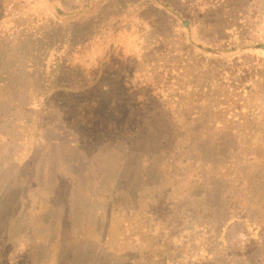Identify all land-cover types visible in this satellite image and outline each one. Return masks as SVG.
Returning <instances> with one entry per match:
<instances>
[{"label": "rangeland", "instance_id": "obj_1", "mask_svg": "<svg viewBox=\"0 0 264 264\" xmlns=\"http://www.w3.org/2000/svg\"><path fill=\"white\" fill-rule=\"evenodd\" d=\"M26 1L24 4L30 3L27 11L32 20L36 19L38 25H42V36L49 40L52 37L58 41H65L73 35L80 37L83 31H73V28L87 22V30L94 32L95 36L70 55L71 69L85 76L86 91L96 90L104 77L116 76L120 89L133 100L134 111L139 110L148 93L155 98L153 104L172 101L170 98L179 88H185L183 83L190 82L193 72L197 71L199 63L196 60L178 54L183 52L181 49L186 43V31L177 21L181 22L184 11L199 20L202 17L216 19L218 25L231 26V40L246 35L264 43V0H238L242 13L238 15L237 11L234 19L222 17L228 13L230 0ZM61 20L81 23L63 22L65 24L55 30L52 22ZM192 31L197 29L193 27ZM199 31H203L205 42L209 43L213 37L224 35L217 26L214 29L199 28ZM20 35L16 41L17 48L8 44L4 47L5 65L14 63L17 53L21 58L29 53L28 37ZM192 39L195 40L194 35ZM220 51L226 59L238 58L229 49ZM165 52L169 56L165 57ZM56 55L58 52L53 53L48 63L51 64ZM240 55H245L250 63L256 58L264 59V52L237 54ZM146 57H152V60L144 61ZM155 61V72L146 73V64ZM168 61H173L174 67L180 68V73L172 83L163 84L161 72L157 71L159 67L164 69ZM134 65H138L137 68ZM64 77L57 69L56 79ZM204 81L206 79L199 78L201 91L197 94L209 103H224L232 99V91L223 83L218 84L219 79L212 83L209 91L202 90L206 84ZM156 86L159 88L154 89ZM260 97H264L262 83L248 93L244 104L247 112L241 115V120L225 121L215 134L205 133L199 142L191 138L193 134H185L182 130V117L176 112L183 106L179 109L172 107L171 112L180 123L175 129L178 132L181 129L182 138L171 145L175 144L173 147L177 151L182 147L199 149L200 153L205 151L203 156H198L197 165L190 163L192 167H185L179 159L172 162L167 161L168 158L162 160L159 147L142 145L149 144L146 136L143 137L145 141L136 147V157L123 161L114 154L107 166L101 164L102 177L94 173H100L99 163L94 164L89 174H79L76 179L62 173L58 185H70L64 189L57 187L53 178L49 181L43 176V164L47 162L43 159L45 149L31 141L24 143L22 148L28 158H21L20 164L6 168L5 162L17 160L11 157L16 151V157L19 156L21 145L13 138L9 142L3 140L0 135V258L19 248L28 264H185L189 261L182 255L196 257L195 250L203 240L199 234L196 238L190 237V231L196 229L195 223H202L200 217L207 215L210 209L224 212L230 204L231 208L240 209L236 211H240L244 218L240 222L229 223L223 239L241 251L249 247L244 260L230 264H264V139L255 132L264 130V104H256ZM185 103H190V100L185 99L182 104ZM143 109L141 113L144 114L148 108L143 106ZM77 113L88 129L104 134L114 132L121 121V117L109 112L107 105L98 98L80 104ZM219 114L216 121L223 122L226 118ZM161 124L168 126L162 120L159 126ZM169 130L165 131L166 140L161 147L170 144ZM233 130L245 132L236 136ZM225 147L228 152L224 151L223 157L229 156V164L220 170L223 158L215 155L220 166L216 169L210 166L217 174H222L216 179V189L200 191L193 188L200 163L214 160L213 154L217 149L220 148L219 155ZM142 151L150 153V156L142 157ZM98 158L101 162L104 157ZM154 162L160 166H153ZM122 163H127L128 173H121ZM44 173L46 175L47 171ZM21 176L23 178L20 179ZM125 183L127 190L121 192V198H116L114 188L123 187ZM226 190L231 198L227 199L228 204H223L220 192L225 193ZM191 216L193 218H189ZM206 235L210 238L214 234ZM161 239H165L167 245L160 244ZM221 259L222 256L218 255L215 264H223Z\"/></svg>", "mask_w": 264, "mask_h": 264}, {"label": "trees", "instance_id": "obj_2", "mask_svg": "<svg viewBox=\"0 0 264 264\" xmlns=\"http://www.w3.org/2000/svg\"><path fill=\"white\" fill-rule=\"evenodd\" d=\"M24 2L27 1L0 0V135L3 140L9 142L13 138L17 144L21 145V150L17 153L19 156L16 157V151L11 157L16 158L18 161L12 159L10 163L5 162L4 166L6 168L15 166L16 163L20 164L19 159L28 158V155L25 157V150L22 148H24V143L31 141L37 144L38 147L45 149L43 159H46L47 162L42 163L43 176H46L49 181L53 178L56 181V186L61 187V189L70 188L69 184L67 186L58 185L62 173L73 175L76 179L79 174H89V170L94 164L99 163L100 173L96 171L94 173L97 177H102L104 173L102 166L108 165L111 156L117 154L123 161L136 157V147L142 141H145L143 137L146 136L149 137L147 140H150V145L148 142L142 145L148 148L152 145L159 147L158 149L163 156L162 160L168 158L167 161L172 162L179 159V162L184 164L185 167H192L190 163L197 165L198 156H203L205 151L200 153L199 149L196 151L189 147H182L177 151L173 147L179 139L181 140L180 133L182 131L180 129L178 132L175 129L180 123L177 121L175 114L171 112L172 107L174 106L176 109L183 106L181 110H178V108L176 112L182 117L184 124H182V130L185 134H193L191 138L199 142V140L204 139L205 133L215 134L218 127L225 124V121L228 122L230 119L234 121L241 120V115L247 112V107L244 104L248 93L253 92L254 87L259 83L264 84V71L262 69L264 59L261 57V59L256 58L255 62L250 63L245 55H243L244 57L242 55L237 56V54L248 52H264V43L248 38L246 35L231 40L230 30L233 29H230L231 26L218 25L216 19H203L202 17L199 20L184 11L181 13L183 15L181 22L178 19L177 21L186 31V43L181 49L183 52L180 51L178 54H185L187 58L196 60L199 63L197 71L193 72L194 75L190 78V82L183 83L185 88H179L178 92L170 98L173 102L169 101L164 104L162 101H157V105L153 104L152 101L155 98L152 97L151 93H148L144 96L145 101L141 103L139 110L134 111L133 100L120 89L116 76L104 77L96 90L86 91L85 76L82 72L71 69L70 55L84 42L95 36L94 32L87 30V22L73 28V31H83L80 37L73 35L65 41H58L55 37H52L49 40L47 37L42 36L40 31L42 25L39 24V27L37 20H32L31 14L28 13L27 8L30 3L24 4ZM230 2L228 13L225 12L222 15L223 19H234L237 11L238 15L242 13L241 10L239 11V5L241 4L238 3V0H230ZM63 22L81 23L77 20H61L60 22H52L53 28L59 30L65 24ZM216 26L223 31V37H213L210 43L205 42L206 35L203 31L200 33L199 28L200 30L203 27L214 29ZM193 27L197 31L193 32ZM20 34L26 35V38L28 37L29 53L23 58L17 53L16 61L10 66L5 65L3 59L6 58L7 60V56L4 57L2 53L5 50L4 47H7V44L16 47V41L21 36ZM193 35L195 40L192 39ZM10 39H12V42ZM221 49L233 51L234 56L238 58L226 59L225 55H221ZM57 52V57L51 64L48 63V60L53 57V53L57 54ZM167 56L169 54L165 52V57ZM148 59L151 61L152 57H146L144 61ZM172 63L174 62L168 61L164 69L157 67V72H161L163 84L172 83L180 73V68L174 67ZM255 63L257 64L255 65ZM137 66L134 65L136 68ZM57 69L60 72L62 71L63 76H65L63 79H56ZM155 69L156 61L150 62V64L147 63L144 70H146V73H151L155 72ZM200 77L206 79L203 91H205L204 89L209 91L213 86L212 83L219 79L218 84L223 83L226 88L232 91L231 97L233 100L230 99L224 101V103H209L207 99L197 94V91L200 90L198 85ZM179 82L182 84L181 81ZM190 83L193 84L190 85ZM156 88L159 87L156 86L154 89ZM92 98L102 100L107 105L109 112L121 117V121L114 132L104 134L92 131L82 123L77 108L80 104ZM185 99H189L190 103L182 104ZM262 100H264V97L257 98L256 104H259V106L264 104ZM143 106L148 108L144 114L141 113L144 111ZM217 113H220L219 115L226 119L223 122L216 121ZM142 115H144L142 119H138ZM143 119L145 120L143 121ZM161 120L167 123L168 126L162 124L159 126ZM167 129H170L169 132H171L168 137L170 144L161 147L166 140L165 131L167 132ZM244 132L233 130L236 136L242 135ZM255 132L264 139V130ZM183 137L185 138V136ZM221 140L225 141L224 139ZM173 143L175 144L171 145ZM218 149L216 154H213L214 160L207 159L200 163L201 168L200 165L198 168L200 172L193 181V188H199L200 191H214L216 189V179L221 178L222 174H217L216 170L213 171L210 168L211 166L216 169L220 166L217 165L219 160L215 159V155L223 158L220 170L223 166L225 168L229 164V156L228 158L223 157V152H228L227 147L219 154L220 156L218 155L220 148ZM140 155L145 157L150 156V153L142 151ZM98 156L104 157L103 161L99 162ZM101 164L103 165L101 166ZM157 165L158 162L153 163V166ZM120 169L121 173L130 171L127 169V163H122ZM46 171L45 175L44 172ZM21 178L23 177L21 176ZM47 180L44 181L48 183ZM129 181L131 182V177H129ZM126 187H128L127 183L123 187L121 185L120 188H114L115 197L121 198V192H125ZM226 192L227 190L225 193L220 192V195H223L224 198L223 204H228L227 199L231 198ZM219 198L220 196L217 199ZM218 203H221V201ZM228 206L224 212H216L213 208L210 209L207 215L200 217L202 223H195L196 229L190 231V237L193 238L194 236L196 238L199 234L198 237L201 236L203 240L199 241V246L197 245L196 257L187 252L188 255H182L189 261L185 264H215V258L218 255L222 256L221 261L223 264H230L232 261L246 258V252H248L246 249L249 247L241 251V249L229 245L223 239V233L227 225L234 221L240 222L244 218L240 211H236L240 209L231 208L230 204ZM210 233L214 235L209 238L206 234ZM159 242L167 245L165 239H161ZM0 264H28V262L26 257H23V252L19 248H14L8 256L0 258Z\"/></svg>", "mask_w": 264, "mask_h": 264}]
</instances>
